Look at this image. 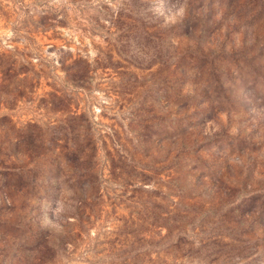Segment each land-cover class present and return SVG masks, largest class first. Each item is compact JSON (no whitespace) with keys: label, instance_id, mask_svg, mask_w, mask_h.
Returning a JSON list of instances; mask_svg holds the SVG:
<instances>
[{"label":"rangeland","instance_id":"rangeland-1","mask_svg":"<svg viewBox=\"0 0 264 264\" xmlns=\"http://www.w3.org/2000/svg\"><path fill=\"white\" fill-rule=\"evenodd\" d=\"M0 264H264V0H0Z\"/></svg>","mask_w":264,"mask_h":264},{"label":"trees","instance_id":"trees-1","mask_svg":"<svg viewBox=\"0 0 264 264\" xmlns=\"http://www.w3.org/2000/svg\"><path fill=\"white\" fill-rule=\"evenodd\" d=\"M76 135H77V134H76ZM76 135H75V136H76ZM79 151H81V149H79ZM162 206H163V219H166V220H174V221H176L175 215H174V216H168L170 210H167V209L165 208V207H167V206H166V205H162ZM187 242H189V241H187ZM216 243H217V242L214 241V244H216ZM172 246H173L174 250L176 249V247L179 248L178 243H175V241L172 242L171 245H169L168 247H171V248H172ZM217 251H218V250H217Z\"/></svg>","mask_w":264,"mask_h":264}]
</instances>
